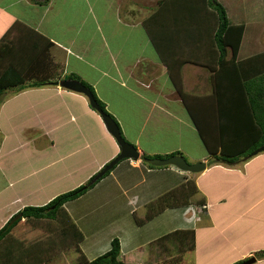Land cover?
Here are the masks:
<instances>
[{"label":"crops","instance_id":"1","mask_svg":"<svg viewBox=\"0 0 264 264\" xmlns=\"http://www.w3.org/2000/svg\"><path fill=\"white\" fill-rule=\"evenodd\" d=\"M159 1L0 0V58L4 71L17 70L24 78L22 84L5 88L9 95L0 99V173L13 174L0 188V229L25 206L46 205L68 190L64 186L87 183L121 151L86 95L62 85L74 74L95 89L142 155L121 160L92 187L101 189L92 228L83 227L84 215L76 217L69 202L65 204L84 235L80 248L85 257L92 260L107 252L118 238L124 261L133 262L136 253L150 245L141 263L242 264L255 258L251 264H264V256H257L264 251V212H254L264 199V151L231 165L208 166L210 154L171 78L165 54L145 25L164 23L159 11L165 6ZM190 5V12L183 13L188 16L172 7L173 16L165 21L173 28L175 42L188 39L185 27H203L213 18L206 0ZM199 9L210 10V17L192 18ZM227 12L231 21L243 23L241 12ZM212 43L211 37L195 33L194 42L169 52L170 61L177 53L176 63L182 64L179 74L189 103L196 97L213 101L211 63L202 59L215 56ZM245 47L243 38L238 59L253 56L260 63L264 50L244 53ZM35 82L48 84L32 86ZM191 131V138L197 139L187 145L184 138ZM177 151L191 163L206 162L207 168L191 173L174 165L151 168L143 163L144 155L168 157ZM188 180L198 188L189 204L166 208L138 223L150 202ZM199 204L207 207L194 214L190 208ZM242 220L257 225L251 244L240 240ZM71 226L24 217L0 239V264H42L37 255L45 257L52 250L48 238L58 231L71 233ZM174 232L166 244L160 242Z\"/></svg>","mask_w":264,"mask_h":264},{"label":"trees","instance_id":"2","mask_svg":"<svg viewBox=\"0 0 264 264\" xmlns=\"http://www.w3.org/2000/svg\"><path fill=\"white\" fill-rule=\"evenodd\" d=\"M210 1H212L210 5L217 13L218 19H209L210 23L207 24V27L204 29H200V26L194 27L192 25L191 29H193L192 31L195 33H201L205 30L206 33L213 32L214 34L212 40L213 43H215L214 48L216 54L213 56V59L209 55L210 59H207L206 56L204 57L206 58V62H210V65L212 66L209 67L212 71L213 93L211 94V99L213 101L207 102L204 98L196 97L197 101L195 103L188 102V95L183 92L182 77L179 74L182 64L176 63V60L175 63L173 60L170 61V51L168 53L165 51V45H161V40L158 35L157 37L155 36V32L152 30L154 26V30L159 32L157 26L155 24L149 26L147 23L145 25L160 54L164 55L167 53L163 56L164 61L168 66L175 86L182 93L183 100L187 105L188 111L202 141L204 142L210 157H212L210 160L215 158L217 160H212L213 163L219 162L231 165L240 162L243 159H249L254 155V151L252 152L251 150H256L264 145V54L261 57L260 63L255 61L256 59L253 56L239 60L238 54L246 31V24L231 21L226 11V6L220 0ZM194 2H198V0H171L169 2L168 0H160V5L162 7L165 6V9L161 8L159 15L161 19L164 20V23H166L165 21L173 16L171 12L172 7L176 10L178 7L184 6L185 9L182 8L183 10L181 11L184 13L185 10L188 9L189 11L193 8L190 4H194ZM210 5L209 7L211 8ZM189 12L186 14H189ZM163 27L167 30L164 25ZM229 48L231 49V52ZM211 61H213L214 64ZM0 63V91L24 82L21 73L11 68L4 71L5 67H3L4 63H2L1 58ZM69 77L80 80L83 84L88 86L92 90L101 108L111 115L107 110L106 103L98 97L95 89L91 85L82 81L77 75L72 74ZM45 84L48 83L35 82L32 86L40 87ZM205 114L209 115L206 116ZM111 116L116 120L113 115ZM117 123L120 127L118 121ZM122 135L125 138L123 132ZM176 154L184 156L181 151L173 152L170 155ZM143 157L149 158L151 156L144 155ZM143 163L151 168L159 167L149 164L144 160ZM163 167H168V165ZM109 172L110 171L106 172V174L99 179L106 176ZM93 178L94 177H92L87 183L81 184L73 190L59 194L46 205L25 206L23 209L15 213L0 229V239L24 217L56 220L61 225H64V222L67 221L68 224L70 223V225H72L71 227H73L75 231L74 229H71V233L68 234L69 230H65L64 235L66 236L67 231V239H65L64 242L71 239L72 232H74L73 235L76 242L75 252L79 254L78 256L82 255L79 264H148L120 259L121 245L118 238L112 240L111 248L107 252L92 260L87 259L83 254L80 248V242L83 240L84 235L77 225L72 222L70 215L65 208V203L79 198L92 188L95 183L99 181V179H97V181H92ZM197 192L198 188L193 180H188L187 182L165 192L159 198L147 205L148 213L142 220L137 218L138 223L146 222L153 215L162 212L166 208L189 204V199ZM201 205L205 204H199L197 207ZM198 210L201 211L203 209ZM63 217H65V219H63ZM190 231L192 232L193 230ZM175 233L176 232L163 236L160 239V242L162 241L163 244H166L165 239L168 240L171 236L173 237ZM48 240H50L52 250H54V247L59 244L54 236H50ZM260 255L264 256V251L260 253Z\"/></svg>","mask_w":264,"mask_h":264},{"label":"rangeland","instance_id":"3","mask_svg":"<svg viewBox=\"0 0 264 264\" xmlns=\"http://www.w3.org/2000/svg\"><path fill=\"white\" fill-rule=\"evenodd\" d=\"M220 1L226 6L227 10H230L232 12H237V11L241 12V16H240V18L239 17L238 18L240 19V21H242L243 23L246 24V31H245V35H244V44H246V46H248V48L245 47L243 49V52L244 53L252 52V50L254 48H256L259 51L264 50V0H220ZM198 2H199V0H198ZM206 2L208 5H210L212 1L207 0ZM97 3H99V2H97ZM180 8H184V6H180ZM210 9H212L211 10V17H213L215 20H216V18L218 19L217 13L213 10L212 6ZM199 10H201V12L195 11L196 13H193L192 18H195L194 16H198V17L199 16H205L206 18L210 17V10H208V9L207 10L199 9ZM181 15L188 16L189 14L181 13ZM232 17L235 20L234 15H232ZM199 19H201V18H199ZM192 21H194V19H192ZM152 25H154V24L150 22L149 26H152ZM163 25L167 28V30L163 27ZM191 25L194 27L196 26L194 24H190V26L188 28L185 27V31H184V36L188 37V39L184 38V39H180L176 42H175L176 37L171 30L172 29L171 25H169L167 23H161V25H159V26L156 25L160 32H156L154 30V26H153L152 30H153V32H155L156 37H157V35H158V37L160 36V38H159L161 40L160 43H161V45L162 44L165 45L164 49L167 53L169 51L176 52L177 50H179V48L185 47L188 42H191V43L194 42L195 32L192 31L193 29H191ZM205 27H207V26H205V25L203 27L200 26V29H204ZM187 29L190 30V32H187ZM201 33H203V34H205V36H208L211 38L214 36L213 32L206 33V31H204ZM169 37L172 38V41H170ZM209 43L210 42H208V44ZM201 46H202V44H200V47ZM214 46H215V43H212V46H210V47L214 48ZM229 50L231 52L230 48H229ZM167 53H165V54H167ZM176 56H177V53H172L171 54V61L173 60V62H174L176 59ZM229 57H230V53H229ZM206 58L209 59V56H206ZM206 58H202V59L206 60ZM190 59H198V58L191 56ZM199 69H201V68H199ZM67 79H73V78L70 77ZM202 84H204V82H202ZM182 89H183V82H182ZM178 91L182 96V93L180 92V90H178ZM183 92H184V89H183ZM8 95L9 94L6 93V90L5 91L3 90L2 92H0V99L3 97V100H4L5 97H7ZM103 95H105L104 92H103ZM109 101L111 102L110 104L114 105V107L117 106L116 103L111 101V98H109ZM111 115H113V114H111ZM116 120H117V118H116ZM120 127H121V125H120ZM185 128H186V126L182 127L181 128L182 131ZM194 129H195V127H194ZM121 132H123L122 127H121ZM187 132H189V131L187 130ZM192 135H193V132L191 131L190 133H188V137L184 138L185 144L189 145V144H191L192 140L197 139V137H195V136L193 138H191ZM193 145H196L195 148H197V149L200 148V144H193ZM251 151L253 152L254 150H251ZM141 157H142V155H141ZM141 157L139 159H141ZM156 157H158V156H156ZM187 158H189V157H187ZM13 160H17V159L14 157ZM143 160H144V158H143ZM189 160H190V158H189ZM212 160H217V159L213 158ZM212 160H210L208 162V166L213 164ZM11 165L15 166L16 174H18L19 169L16 168V165L14 163H12ZM10 172H12V171H9L8 175H5V176H2L0 173V188L5 187L6 185L9 184V182L13 176V174H10ZM96 175L94 176L92 181H94V180L97 181L95 179ZM78 186L73 187L71 184L64 186V188H67L68 190L63 191L60 194L67 192V191H70V190H73V189L77 188ZM59 187L60 186H58L57 188H54V189H58ZM99 191H101V189L98 186H96V187L90 189L89 191H87L85 194H83L81 197L77 198L76 200L68 201L69 203L67 206H69L70 212H74L76 217H78V216L80 217V216L84 215V219L82 220V223H81V225L83 227L90 226L92 228L91 225L94 224V222L92 221V217H93V212H96V208H97V204H98ZM260 203H261V205L259 206L258 209H255L254 212H264V207H262V206H264V199ZM33 206H39V205H33ZM203 211L204 210H201V212H203ZM201 212H199V213H201ZM90 213H92V214L90 215ZM63 219H65V217H63ZM102 219L107 220L105 217H102ZM245 222H246L245 220H242L238 223V225L239 226L243 225V224H245ZM108 226L109 225H107L106 228ZM244 226H245V231H244V233L240 234V240H244V243H246V244H251L255 240V237H253L252 229H256L257 225L245 224ZM44 230H46V229H44ZM262 233H264V231H262ZM55 235H52V236H55L57 242L59 243L54 247L56 252H55V250H51L50 252L46 253L45 257L44 256L41 257V256L37 255V259L38 260L41 259L40 261L43 262L44 264H79L81 262L82 255L78 256L79 254L77 253L78 254L77 255L75 252L76 251L75 250V243L76 242H71V239H68L67 242H64V240L67 238L65 237L63 232L62 233L59 231L55 232ZM62 245H63V247H62ZM148 247L150 248V245L144 246V249L142 250L143 253H141V254L136 253L135 258H137V259L134 260L133 262L141 263L142 259L145 260L146 256H147ZM246 249H248V248H246ZM57 250H58V252H57ZM91 255H93V254H91ZM257 256L259 257L261 255L257 252ZM38 264H40V263H38ZM261 264H263V263H261Z\"/></svg>","mask_w":264,"mask_h":264},{"label":"water","instance_id":"4","mask_svg":"<svg viewBox=\"0 0 264 264\" xmlns=\"http://www.w3.org/2000/svg\"><path fill=\"white\" fill-rule=\"evenodd\" d=\"M62 85L67 89H70L75 92L83 93L89 99L91 106L98 111L101 115L106 128L112 134V136L116 139L117 143L119 144L121 151L120 153L113 158L95 177V179H99L103 176L106 172L111 170L116 164H118L121 160L130 158L134 160H138L141 157V154L138 148L124 139L121 129L117 123V121L108 113H106L101 106L99 105L98 101L96 100L92 90L83 84L81 81L77 79H65L62 81ZM264 151V145L260 146L256 150H254L253 154L256 155L260 152ZM144 161L152 164L154 166H167V165H174L180 168L181 170L188 171L191 173H200L203 172L207 168L206 162H189L184 156L176 154L171 155L168 157H149L144 158ZM255 261V258H250L244 261L242 264H251Z\"/></svg>","mask_w":264,"mask_h":264},{"label":"built area","instance_id":"5","mask_svg":"<svg viewBox=\"0 0 264 264\" xmlns=\"http://www.w3.org/2000/svg\"><path fill=\"white\" fill-rule=\"evenodd\" d=\"M207 207V205L205 204V205H201V206H199V207H195V206H193L192 205V208H190L191 210H193L194 212V214L196 213V211H197V209H205ZM189 209V210H190Z\"/></svg>","mask_w":264,"mask_h":264}]
</instances>
